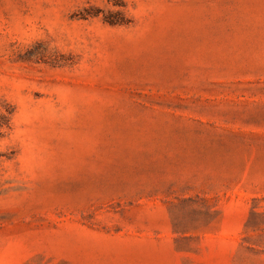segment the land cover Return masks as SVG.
<instances>
[{"label": "rangeland", "instance_id": "rangeland-1", "mask_svg": "<svg viewBox=\"0 0 264 264\" xmlns=\"http://www.w3.org/2000/svg\"><path fill=\"white\" fill-rule=\"evenodd\" d=\"M0 264H264V0H0Z\"/></svg>", "mask_w": 264, "mask_h": 264}]
</instances>
